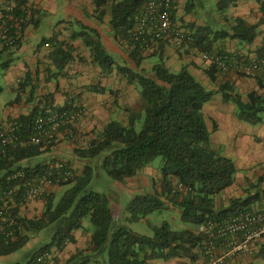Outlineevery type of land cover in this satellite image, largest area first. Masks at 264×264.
I'll list each match as a JSON object with an SVG mask.
<instances>
[{
	"label": "trees",
	"instance_id": "16d2710c",
	"mask_svg": "<svg viewBox=\"0 0 264 264\" xmlns=\"http://www.w3.org/2000/svg\"><path fill=\"white\" fill-rule=\"evenodd\" d=\"M148 1L94 0L100 18L109 8L117 40H127L134 44L130 58L135 68L116 65L96 30L85 28L72 36L83 39L85 46L90 47L94 63L102 70L110 71L116 67L130 84L139 86L144 99L143 112H132L128 125L118 121L109 122L86 147L77 148L76 154L80 158L92 162L80 174L71 170V176L67 179L64 178V170L52 171L48 164L33 167L23 164L41 155L52 147V143L44 149L29 144L0 159V190L13 188L26 179L39 176L51 178L53 186H68L60 197L55 191L47 190L41 198L44 201L41 215L22 218L23 228L20 232L16 231L12 238L0 235V256L19 251L31 237L49 229L47 235H51V240L26 262L15 263L34 264L39 253L48 252L53 247L61 249L75 242V231L82 229L87 220L93 228L90 245L87 249L78 250L68 260V264H152L154 260L175 258L195 263L200 256L207 262V237L199 232V227L210 220L221 221L239 211L250 209L264 198V191H255V186L251 185L246 189V197L233 198L228 206L218 205V195L234 184L237 167L232 158L210 146L211 131L203 109L215 91L207 88L186 67L176 72L161 61L153 65L150 75L144 73L145 68L141 66L146 55L142 53L138 42L132 40L131 33L138 14ZM194 1L186 0L188 11L192 9ZM238 1L219 0L217 8L225 11ZM23 6H27V0H18L16 14L25 15ZM174 13L173 7V19ZM231 31L199 28L191 37L193 43L190 42V45L203 52H212L217 40L226 37L238 38L251 44L258 35V26L236 18ZM0 44L1 59L11 47L1 43V40ZM259 53L260 59H263L264 46ZM53 58L60 74L73 56L70 49H64L59 42ZM0 62L3 68H7V61ZM257 81L259 87L263 88L264 82L259 76ZM25 86L22 84L21 87ZM219 91L225 100L236 105L238 119L251 125L264 124V93L253 91L247 95V99H243L228 82L221 84ZM2 92L3 87L0 85V94ZM30 93L32 95L33 91ZM40 102L48 103L49 100ZM38 110L39 106H36L29 115L17 118L22 124L21 134L26 138L32 133L33 120ZM141 118L142 129L137 131L136 123ZM216 127L214 123V129ZM102 154L95 168L104 169L113 181L135 177L157 157H162L164 161L160 169V186L154 185V192L138 193L128 202L127 220L138 222L154 212L175 207L180 210L184 226L174 229L168 221H164L161 226H153L154 234L150 236L138 233L120 221L112 211L110 197L89 189L94 176L93 162ZM15 170H24L26 178L21 182L8 181V174ZM258 182L262 185L264 176ZM18 211L19 208L13 209L14 214ZM258 257L264 261V243L260 245ZM235 264L240 262L235 261Z\"/></svg>",
	"mask_w": 264,
	"mask_h": 264
},
{
	"label": "crops",
	"instance_id": "0c3cea01",
	"mask_svg": "<svg viewBox=\"0 0 264 264\" xmlns=\"http://www.w3.org/2000/svg\"><path fill=\"white\" fill-rule=\"evenodd\" d=\"M218 1L215 0L214 6H217ZM27 7V22L18 45L6 50L0 59L8 62L7 68L1 70L3 92L14 95L0 107V123L7 124L20 116L29 115L36 106L44 103L40 101L48 99V103L51 102L55 107L66 108L71 107L74 98L79 99L86 113L77 122L74 136L66 129L61 130L57 139L52 142V147L39 155L44 161L38 164H49L58 160L69 166L74 173L80 174L92 161L80 158L76 149L86 147L111 121L128 125L132 112H143L144 99L138 85L130 84L116 67L110 71L102 70L94 63L90 47L85 46L83 39L72 36L85 28L96 30L116 65H128L133 68L135 65L130 53L134 44L127 40H117L111 25L109 8L103 18H100L94 0H27ZM185 10L184 8L178 12L181 17L184 15V22H177L175 13L173 19L175 27L178 26V30L184 33L187 39L184 45L177 47L173 38L162 40L152 52L145 55L159 57L172 71L177 72L186 67L207 88L215 91L203 110L206 121L208 115L213 120L210 146L216 151L218 148H224L222 155L232 158L237 167L234 184L218 195V203L228 206L233 198L241 197L245 193L248 180L254 181L264 176V124L251 125L238 119L233 102L225 100L219 91L220 85L228 82L232 84L234 92L240 94L243 99H247V95L253 91L264 93V87L260 88L257 81L259 76L264 82V69L258 71V76H247L242 72L244 64L260 59L259 50L264 46V0H240L225 11L216 12L214 8L205 11L206 13H203L202 8L190 11L187 9V12ZM236 18H241L250 25H257L258 35L251 44L230 37L217 40L212 52L229 54L232 58L226 70H219L203 58V51L190 45V42L193 43L191 37L197 29L203 27L231 33ZM59 42L64 49L69 48L73 56L60 74L53 58ZM153 65L155 64L144 59L141 67L145 68V74L150 75ZM22 84L26 86L22 88ZM18 96L19 99L16 100ZM218 120L229 121V131L222 136L219 134L222 129ZM214 123L217 125L216 129ZM207 125L209 128L208 121ZM214 133L218 134L217 146L212 142ZM30 160L32 159L26 160L24 165H37L29 164ZM151 173L152 178L148 173H139L124 181H115L114 185L122 190L129 188L134 191V196L138 193L154 192V182L159 181L161 173ZM65 187L68 188L52 185L47 190L58 193ZM262 190L264 191V186ZM112 198L110 197V201L113 206ZM43 207L44 201L40 199L19 208L18 213L22 218H35L41 215ZM114 215L120 220L119 213ZM92 232V226L85 220L84 227L75 231V242L68 243L61 249L51 248L48 252L51 253L55 264H68V260L78 250L87 249ZM43 239L41 233L33 236L22 249H34L35 254L43 246ZM263 243L264 239L256 243L255 259L249 260V256L245 255L235 261L242 262L241 264H264L258 257L260 245ZM11 255L0 256V264H6ZM204 259L200 256L195 263L178 258L154 260L152 264H205Z\"/></svg>",
	"mask_w": 264,
	"mask_h": 264
},
{
	"label": "built area",
	"instance_id": "2783aa9c",
	"mask_svg": "<svg viewBox=\"0 0 264 264\" xmlns=\"http://www.w3.org/2000/svg\"><path fill=\"white\" fill-rule=\"evenodd\" d=\"M18 0H0V40L6 46L14 47L19 42L27 22L28 7L23 6L25 15L16 14ZM173 0H149L136 18L131 38L138 42L143 54L155 49L159 41L174 39L181 47L186 42L184 33L173 22ZM203 58L219 70H226L231 61L229 54L203 52ZM264 66V58L244 64L242 72L254 75ZM71 107L56 108L46 102L39 106L34 117L32 133L29 138L21 134L22 124L13 119L7 124L0 123V159L29 144L47 147L56 140L61 130L66 129L71 136L75 134L77 122L84 117L86 110L82 102L74 98ZM54 171L64 170V178L71 176V169L62 161L48 164ZM26 178L24 170L8 174V181L21 182ZM53 180L47 176L34 177L9 189L0 190V235L12 238L23 228L22 217L16 210L40 200ZM20 189H22L20 193ZM199 232L207 237L206 264H235L237 256L255 255L256 243L264 239V198L250 209L239 211L228 218L210 220L199 227ZM34 264H55L50 252H41Z\"/></svg>",
	"mask_w": 264,
	"mask_h": 264
},
{
	"label": "rangeland",
	"instance_id": "374dc122",
	"mask_svg": "<svg viewBox=\"0 0 264 264\" xmlns=\"http://www.w3.org/2000/svg\"><path fill=\"white\" fill-rule=\"evenodd\" d=\"M214 2L215 0H195L193 2V7L192 9L194 10L195 8H202V10L204 11L203 13H206L205 11H211L214 10L217 12V6L215 4L214 6ZM175 14L177 15L176 17V21L177 22H184L183 20V17L184 15L182 14V17L181 15L178 14L179 10L181 9H186L185 11L187 12V7H186V0H176L175 1ZM214 15L216 13H213ZM177 29H178V26H177ZM144 59H146L147 62H151V64H157L159 63V57L157 56H152V55H148L146 57H144ZM2 61V60H1ZM161 62V61H160ZM3 69V66L2 64H0V85H4L3 84V78H2V72L1 70ZM244 75H247V74H244ZM255 75L258 76V72L255 73ZM248 76V75H247ZM14 95L12 93H9L7 91L3 92V94H0V107L5 103L8 102V100H10L11 98H13ZM234 104V103H232ZM234 107H236V105L234 104ZM207 121L209 123V129L211 132H213L212 130V124H213V120L212 118L207 117ZM219 121V124L221 126V132L219 133L221 136L227 131L228 127H229V121H222V120H218ZM142 125H143V118H141L137 123H136V130L137 131H140L142 129ZM217 136L218 134H213V138H214V141L213 142V145L214 146H217ZM57 139V138H56ZM54 142V141H53ZM55 145V143H54ZM219 150V153L222 154L224 152V148H218ZM103 157V154L101 156H98L96 157V159L94 160L93 162V166L95 168V166L98 164L99 162V159ZM101 160V159H100ZM44 159L42 156H36L34 157L32 160H30L28 163L29 164H38V163H41L43 162ZM163 158L162 157H157L155 160H153L147 167H145L140 173H148L147 175L149 177H153L152 176V173L151 171L153 172H159L162 165H163ZM25 164V163H23ZM27 164V163H26ZM158 182L160 181H157V183L155 182L154 185L157 187H159L160 185H158ZM115 181H113L107 174V172L100 168V170L98 169H94V176L92 178V181L90 183V186H89V189L90 190H94V191H98V192H101V193H105L106 195H108L109 197H113L114 195L115 198H112L113 199V206L111 205L112 207V211L114 212V214H117L119 213V218L122 222H124V224H126L127 226H129L132 230L138 232V233H141V234H146V235H150L152 236L154 234V231H153V226H161L162 223L164 221H168L172 228L174 229H178V228H182L184 226V223L181 221L180 219V210L178 208H175V207H170V209H166L162 212H154L152 214H150L146 219H141L140 221L138 222H128V220L126 219L127 216H129L127 210H126V207H127V204L128 202H130L132 199H133V196H134V191L130 190L129 188H127L126 190H122V188H120L119 186H115ZM251 185H254L255 186V191H262V188L264 186V184H260L258 182V180H254V181H251V180H248V183L246 185V188H245V193L241 196V197H246L247 194H246V189L250 188ZM154 186V189H156V187ZM66 190V187L61 189L60 192H58V195L59 197L63 195V193L65 192ZM117 197V198H116ZM238 198V197H237ZM120 202V204H119ZM219 202V201H218ZM219 206L220 203H218ZM47 233H49V229H46L44 231H42L41 234L42 235V239H43V242L42 244L45 245L47 244L51 238L50 236L47 235ZM34 249H20L19 251L13 253L11 255V257L7 260V262H5L6 264H15V262L17 261H24L26 262L28 259L31 258V255L34 253ZM241 256H245V255H241ZM240 255L237 256L238 258V261L240 260L239 258L242 259ZM246 256H249L247 257L249 260H253L257 257V255H246ZM206 261V259H204ZM242 263V262H241ZM240 263V264H241ZM206 264V263H205ZM246 264H249V263H246ZM250 264H254V263H250ZM257 264H259L257 262Z\"/></svg>",
	"mask_w": 264,
	"mask_h": 264
}]
</instances>
